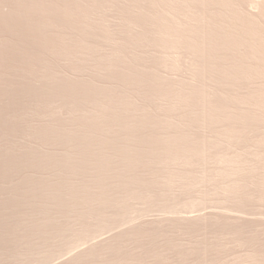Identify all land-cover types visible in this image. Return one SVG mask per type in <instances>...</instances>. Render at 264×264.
Returning a JSON list of instances; mask_svg holds the SVG:
<instances>
[{"label": "bare ground", "instance_id": "bare-ground-1", "mask_svg": "<svg viewBox=\"0 0 264 264\" xmlns=\"http://www.w3.org/2000/svg\"><path fill=\"white\" fill-rule=\"evenodd\" d=\"M103 1L117 6L120 24H124L120 33L126 34L125 42L145 48L141 57L145 62L125 56L122 44L110 39L101 27L104 22L97 24L98 17L94 16L99 15L97 10ZM0 35L2 96L13 93L19 99L32 92L35 96L64 98L61 107L68 106L71 125L67 127L65 118L58 115L48 129L35 133L46 141L75 145L82 160L98 159L89 164L99 162L102 166L101 159L110 161L105 157L110 143L126 163L133 165L134 159L151 150L160 157L171 154L174 159L182 154L201 156L216 142L243 137L248 129H255L254 123L264 124V0H0ZM102 36L109 43L106 47L94 42ZM95 51L100 52L93 58L99 67L92 71L96 77L85 78L73 72L70 74L76 76L70 77L62 75L64 70L59 74L50 68L52 57L66 60L77 55L81 60L75 59L76 63H85L87 54ZM180 65L190 70L182 81L174 76ZM10 68L15 71L12 81L6 77L8 70L12 73ZM160 69L165 72L161 74ZM100 76L117 85H104L98 80ZM136 90L144 91L142 101L155 95L165 103L158 109L138 106L132 98ZM257 134L264 143V128ZM102 144L107 148L105 154ZM97 145L104 156L97 153ZM62 152L58 158L68 165L72 154ZM8 154L10 160L19 153ZM4 158L0 157V164L6 161ZM199 213L185 215L181 221L207 216ZM115 235L94 240L68 258H81L98 246L104 248Z\"/></svg>", "mask_w": 264, "mask_h": 264}, {"label": "rangeland", "instance_id": "rangeland-1", "mask_svg": "<svg viewBox=\"0 0 264 264\" xmlns=\"http://www.w3.org/2000/svg\"><path fill=\"white\" fill-rule=\"evenodd\" d=\"M104 2V8L97 10L101 19L98 14L94 16L99 18V22L95 19L97 24L104 22L101 27L110 39L122 44L125 56L142 60L145 48L124 41L126 34L120 33L124 24H120L117 6L111 1L105 6ZM104 37H96L95 44L108 46ZM98 54H87L88 59L81 64L77 55L66 60L52 57L50 68L59 74L64 70L61 74L70 77H96L92 71L99 67L93 58ZM75 63L79 67L75 68ZM182 66L174 74L181 81L190 73ZM10 70L6 77L12 81L15 71ZM160 70L161 74L165 72ZM98 80L104 85H117L105 77ZM30 93L19 99L13 93L4 97L0 93V157L6 160L0 168L7 167L6 171L0 169V264H264V143L257 134H261L263 123H254L255 129H248L243 137L216 142L201 156L182 154L174 159L165 154L161 158L151 150L134 159L136 164L142 158L139 165L126 163L114 144L110 143L112 148L106 146L107 153L102 144L110 161L99 159L104 162L101 166L99 162L88 163L94 159L82 160L73 144L37 136L35 132L48 129L58 115L70 126L69 108L61 107L64 98ZM143 93L136 90L132 94L136 105L151 109L164 105L165 101L155 95L142 101ZM98 147L97 153L104 156ZM64 149L76 157L70 155L72 166L58 158L66 152ZM42 150L48 152L47 156ZM11 152L20 154L16 161L7 159L12 157L7 156ZM79 160L89 167L80 166ZM199 212L211 216L196 219L198 222L181 221L185 215ZM115 233L108 246L102 244L104 248L98 246L73 261L68 258ZM67 258L69 261H64Z\"/></svg>", "mask_w": 264, "mask_h": 264}]
</instances>
